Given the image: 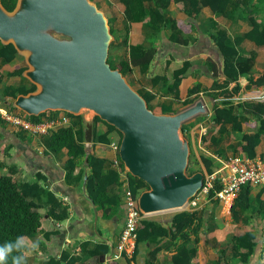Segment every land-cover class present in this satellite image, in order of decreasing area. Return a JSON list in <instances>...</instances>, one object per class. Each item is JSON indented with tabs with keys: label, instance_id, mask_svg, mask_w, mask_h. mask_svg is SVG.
<instances>
[{
	"label": "crops",
	"instance_id": "obj_1",
	"mask_svg": "<svg viewBox=\"0 0 264 264\" xmlns=\"http://www.w3.org/2000/svg\"><path fill=\"white\" fill-rule=\"evenodd\" d=\"M91 1L103 13L111 29L112 42L109 56L113 63H117L122 57H128V48L122 45L125 25H127L128 45H140L143 49L153 50L147 72L141 74L137 66H130L131 70L125 74L124 78L137 92L147 91L154 95L147 103L148 107L155 111L154 113H174L202 97L205 113L200 115H204V118L193 117L185 121L187 124L182 128V133L188 141L194 171L210 173L218 169L221 160L234 153L241 154L237 150L240 133L227 131L228 125H225L226 130L219 134L218 125H214L210 119L211 107L219 98L214 99L207 95L212 76L206 62L208 59L213 60L217 69H220V57L210 33L215 29H223L230 43L234 37L243 36L250 28L249 8L246 5H239L238 9L227 16H221L212 12L208 6L201 5L196 16L189 19L172 1L164 4L158 0H140L139 4L143 9L158 7L164 18L175 21V26L169 23L154 26L144 22L146 18L127 22L118 0ZM235 49L240 55L248 57L249 61L242 66L244 74L238 76L239 90L235 96L231 97L232 103L249 100L264 103V98L234 99L242 97L250 90L264 87V85L256 86L247 81L248 76L255 79L264 70V44L255 45L252 41L243 38ZM17 55L8 63L0 62V105L5 104L7 107L11 106V99L1 96L4 86L31 84L24 81L22 77L5 76L13 65L22 66L17 61ZM183 61H187L189 67L177 86L178 97L175 99L164 90L160 77L168 75ZM154 76L157 79L151 84L150 79ZM219 79H223V76L220 75ZM194 85H197L199 90L188 94V90ZM228 85H233V82ZM192 97H194L192 102L183 103L184 100ZM14 110L17 109L14 108ZM79 115L84 130L85 124L91 126V119L94 116L91 112L84 111ZM241 128L242 132H252L245 124H242ZM94 129L96 133H101L105 131L106 124L98 120L94 123ZM84 130L85 152L109 160L114 153L107 144L92 142L91 138L89 142H85ZM108 137L110 141L116 139L117 135L111 131ZM255 151L264 163V133L259 136ZM66 158L65 148L58 152H51L47 149L46 140L43 137L19 132L0 120V174H6L8 167H14L15 180L36 182L41 189L34 199L35 206L32 207V210L40 214L39 230L35 234L23 236L28 244L40 242L39 249L30 255L28 264H44L49 259L53 262L61 256L75 257L73 264H100L103 254L109 251L117 239L124 217L120 194L116 213L103 216L100 210L96 209V205L88 199L84 190L83 176L88 173L85 158L75 160L71 170H66ZM111 190L117 191L116 185L109 191L112 192ZM247 191L248 207L243 211H237L236 218H233L230 211L226 213L214 198L189 201L188 208L185 210L195 213L194 225L189 233V244L195 247L191 264L211 263L217 258L215 250L222 246L229 248L231 237L241 234L244 230H250L256 241L254 252L245 264H264L262 256L264 213L262 208L258 207L259 203L264 201V185H247ZM60 207L66 209V216L63 219L57 220L48 214L50 209L57 212ZM160 214V212L151 213L142 215V218L168 226L171 215L166 217ZM138 226L140 227L141 224L139 223ZM100 245L106 247L105 252L100 250ZM154 249L156 251L151 253ZM173 252L174 248L170 245L168 237H152L147 241H135L132 256L118 258L113 264H168ZM60 264L65 262L61 261Z\"/></svg>",
	"mask_w": 264,
	"mask_h": 264
},
{
	"label": "water",
	"instance_id": "obj_2",
	"mask_svg": "<svg viewBox=\"0 0 264 264\" xmlns=\"http://www.w3.org/2000/svg\"><path fill=\"white\" fill-rule=\"evenodd\" d=\"M111 40L107 20L91 0H15L10 11L0 4V43L23 55L21 75L35 87L17 94L11 106L28 116L91 112L119 132L124 170L147 186L136 195L138 210L147 215L180 209L203 179L198 170L186 173L189 145L181 125L204 113V104L197 98L174 113H154L107 63ZM90 138L85 124V142Z\"/></svg>",
	"mask_w": 264,
	"mask_h": 264
},
{
	"label": "trees",
	"instance_id": "obj_3",
	"mask_svg": "<svg viewBox=\"0 0 264 264\" xmlns=\"http://www.w3.org/2000/svg\"><path fill=\"white\" fill-rule=\"evenodd\" d=\"M161 3L167 4L172 1L189 19H193L199 11L201 5L208 6L212 12L227 16L233 10L238 9L239 5H246L250 10L248 17L250 28L243 36H237L228 42L226 32L223 29H215L210 33L216 50L220 57V69H217L215 62L208 59L206 65L211 71L212 82L207 95L212 98H219L214 102L211 109L210 119L214 125H218V133H223L225 125H228L227 131L239 132L240 140L237 150L247 156L253 157L256 155V146L259 142V136L264 133V103L255 101H242L236 104L232 103L231 97L239 90L237 82L238 76L244 74L242 66L248 57L240 55L235 46L245 38L252 41L255 45L264 44V0H158ZM121 6L122 14L127 22L133 20H142L143 18L149 25H159L169 23L175 26V21L163 17L160 8L143 9L140 6V0H118ZM1 6L10 11L15 0H0ZM159 7H162L159 5ZM261 15V16H259ZM143 19V20H144ZM187 27V26H186ZM188 28V27H187ZM186 28V29H187ZM111 33V29L109 28ZM127 25L124 26V35L122 37V45L128 48V57L120 58L117 63L109 64L111 68H117L125 77V74L131 70L130 66H137L139 72L144 74L147 72L150 61L153 57V50L143 49L140 45L127 44ZM174 37L172 36V39ZM185 42V40H180ZM109 43L107 55L110 50ZM16 52L10 43H0V62H10ZM110 57V56H109ZM107 61V59H106ZM189 67L187 61H183L181 65L173 69L168 75L160 77L162 86L166 92L171 94L173 98L178 97L177 86L181 78L186 73ZM24 67L13 65L12 69L5 73L6 77L20 76ZM223 79H219V76ZM157 79L156 76L150 80L151 84ZM247 81L256 86L264 85V70L255 79L250 76ZM233 82V85L228 84ZM34 85H6L1 90V96L9 97L11 100L17 94H25L34 90ZM199 90L197 85H194L188 90V94ZM139 93V92H138ZM146 103L154 96L151 93L144 91L139 93ZM194 97L184 100V104L192 102ZM148 106V105H147ZM13 109L12 106H9ZM59 111H47L36 116L30 115L32 121H38L46 113L55 115ZM68 114V113H67ZM72 121L69 125L61 127L53 131L48 137H45L47 149L51 152H58L65 148L67 158L65 160L66 170H71L75 160L85 158V165L88 167V173L84 181V190L88 198L96 205V209L100 210L103 216L107 214L114 215L119 206L120 194V171H122L121 163L117 168L110 166L109 160L102 157L94 156L91 153H86L83 145V130L84 125L80 115L68 114ZM100 120L97 116L91 119V141L107 144L109 141L108 134L114 131L119 140L120 134L111 125L106 124V129L103 132H95L94 123ZM101 121V120H100ZM247 125L252 132H242L241 125ZM182 131V127H181ZM21 132V131H19ZM14 167H8L6 174H0V245L7 241H14L17 237H23L35 234L40 226V214L32 207L35 206L34 199L41 192L40 187L36 182L27 183L25 181H17L13 175ZM194 171V170H193ZM126 187L135 195L139 191L146 189V184L140 179L131 176L128 173L124 174ZM117 187L116 190H111L112 186ZM218 188V184L214 185ZM247 185L240 187L235 200L230 207V212L233 218H236L237 211H243L248 207ZM212 191L209 192V196ZM191 199V198H190ZM189 199V200H190ZM259 208H262L264 213V201L259 203ZM48 214L53 218L60 220L66 216L65 207H60L59 211L53 209L48 211ZM195 213L193 211L180 210L171 214L168 219V226L161 225L159 222L148 221L144 218L140 220L141 226L135 231V241H147L154 237H168L170 245L173 246L174 252L170 255L168 264H191V260L195 255V247L189 244V233L194 225ZM101 251L105 252L106 247L100 245ZM256 247L254 235L250 230H244L241 234L233 235L230 239V247H219L215 250L217 258L209 264H245L250 259ZM157 250V248H155ZM152 250L154 253L156 250ZM150 253V254H151ZM264 258V250L262 251ZM73 264L75 257L61 256L58 260L52 262V259L45 261L44 264Z\"/></svg>",
	"mask_w": 264,
	"mask_h": 264
},
{
	"label": "built area",
	"instance_id": "obj_4",
	"mask_svg": "<svg viewBox=\"0 0 264 264\" xmlns=\"http://www.w3.org/2000/svg\"><path fill=\"white\" fill-rule=\"evenodd\" d=\"M260 90V89H258ZM261 99L258 96L235 97L240 99ZM0 120L13 128L36 137H48L53 131L70 124L72 118L65 112L59 111L55 115L46 113L38 121H32L28 115L10 109L5 104L0 105ZM107 147L114 153L109 159L110 166L117 168L121 163L118 155V138L107 143ZM120 171V198L124 209L123 222L117 235L114 245L103 254L100 264H113L118 258L123 256L130 258L135 246V231L139 225L142 213L138 210L135 202L137 194H133L127 187L122 164ZM218 188H214L215 184ZM243 185H264V163L262 159L255 155L247 157L243 154L234 153L220 161L218 169L203 175L202 183L195 195L190 199L199 201L200 198H214L222 209L227 213L230 211L235 197ZM212 194L209 196V192ZM187 201L186 204L189 203Z\"/></svg>",
	"mask_w": 264,
	"mask_h": 264
},
{
	"label": "clouds",
	"instance_id": "obj_5",
	"mask_svg": "<svg viewBox=\"0 0 264 264\" xmlns=\"http://www.w3.org/2000/svg\"><path fill=\"white\" fill-rule=\"evenodd\" d=\"M39 243L28 244L24 237L5 242L0 245V264H28L30 255L39 249Z\"/></svg>",
	"mask_w": 264,
	"mask_h": 264
},
{
	"label": "rangeland",
	"instance_id": "obj_6",
	"mask_svg": "<svg viewBox=\"0 0 264 264\" xmlns=\"http://www.w3.org/2000/svg\"><path fill=\"white\" fill-rule=\"evenodd\" d=\"M111 42H112V40H111ZM110 42V43H111ZM17 61L22 65V67H24V68H26V64H25V62H24V57H23V55H20V54H18L17 55ZM107 62L110 64V65H112L113 64V60H112V58L111 57H109V53H108V55H107ZM11 69V68H10ZM19 77H22L23 79H24V81H26V82H28V83H30L29 82V80L28 79H26L25 77H23L21 74H20V76ZM244 95H250V96H258V97H263V95H264V87L263 88H260V90H258V89H253L252 91L250 90L248 93H246V94H244ZM243 95V96H244ZM200 99L202 98V97H199ZM245 99H248V98H245ZM262 99V98H261ZM252 100H259V99H257V98H253ZM11 103V102H10ZM204 104V103H203ZM186 106H188V105H186ZM186 106H184V107H186ZM184 107H182V108H184ZM205 107V106H204ZM84 111H86V110H82L81 112H84ZM155 112V111H154ZM86 113V112H85ZM205 113V112H204ZM204 113H202V114H204ZM198 117V118H204V115H200V114H198V115H195V116H191L189 119H187V120H185V121H189L190 119H192L193 117ZM184 121V122H185ZM182 123V125H181V127L183 128L184 127V125L185 124H187V122H185V123ZM182 132V131H181ZM183 134V133H182ZM193 159L191 158V155L189 154V156H188V161H187V167H186V173H188V174H191L192 172H193V170H194V165H193ZM140 192V191H139ZM188 204H184L180 209H176V210H171V211H163V212H160L161 214V216H166V217H168V216H170L172 213H174V212H176V211H180V210H185V209H187L188 208V206H187ZM192 263V262H191Z\"/></svg>",
	"mask_w": 264,
	"mask_h": 264
}]
</instances>
